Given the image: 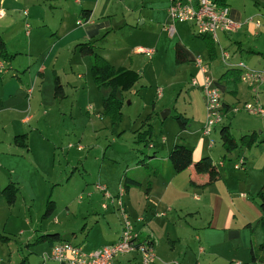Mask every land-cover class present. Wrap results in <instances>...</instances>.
I'll return each mask as SVG.
<instances>
[{"label": "rangeland", "instance_id": "1", "mask_svg": "<svg viewBox=\"0 0 264 264\" xmlns=\"http://www.w3.org/2000/svg\"><path fill=\"white\" fill-rule=\"evenodd\" d=\"M49 3L48 0L35 3L18 0L9 4L6 0L0 4V43L4 46V49L0 48L3 51L0 61L7 63L15 58L13 66L17 69H0V86L4 83L7 88L12 86L5 91V95L16 91L13 82L28 83L29 89L33 90L27 95L19 94V105L6 106L10 110L3 119L0 117V143L14 151L15 162L20 168L32 166L36 174L31 178L33 182H29L20 169L16 175L21 181L22 193L18 195L15 206H10L11 209L6 211L5 218L0 213V219H5L1 222L5 226L0 224V234L7 238L5 243H0V264H19L22 261L25 264H42V255L48 253L49 246L47 242L35 244V238L56 232L73 234L72 241L83 245L87 251L109 243L121 230L122 221L118 212L112 211L116 205L111 204L98 187H104L110 197L116 198L124 176L143 177V164L140 161L166 166L168 153L174 145L190 149L193 164L209 157L214 170L211 181L218 179L223 183L219 184L218 181L203 191L195 189L190 184L191 171L185 170L166 189L163 175H160L153 181L150 201L137 189L124 194L122 200L128 222L133 226L136 217L141 216L146 221L154 218L155 222L150 220V224L160 237L165 233L161 231L163 224L168 222L166 233L176 239L174 252H165L163 248L161 252L165 253L167 261H175L176 264H258L251 261L249 247L244 246L243 229L237 228L236 224L241 222L239 212L243 210V202L240 196L243 197L241 194L245 193L247 201L254 204L257 213L250 222L253 228L250 237L254 246L262 243L264 234L258 225V215L261 213L255 192L262 179L260 163L264 162V146L254 147L250 151L239 148L229 154L221 145V126L216 127L208 137L203 136L205 101L200 87L190 86V80L198 77L197 70L193 60L176 64L174 58V44L180 41L193 59L198 56L210 65L209 76L218 80L222 72L228 70L218 61L219 48L214 46L217 58L209 59L205 40L197 38L188 25L173 24L178 35L174 39L169 33H164L162 27L158 28L156 22L149 23L148 29L142 33H123L128 44L157 53L149 59L137 54L135 48L134 54L131 50L108 52L113 55L110 57L112 60H132L134 68L131 72L139 76L132 88L119 89L117 93V100L121 102L118 119L107 114L103 106L111 88H98L92 79L90 67L81 63V69L71 73L66 67L59 66L57 92L47 72L43 75L42 90H39L35 88L37 74L28 75L26 70L23 71L29 55L39 63L44 51L54 48L52 38L58 36L57 32L62 33L59 18L66 19L64 16H70L75 11L72 7L51 8ZM26 21L30 26L28 30L25 28ZM71 21L69 18L67 24ZM27 32L31 37L26 35ZM115 41L120 42L117 37ZM113 45V41L109 40L108 47ZM8 49L13 57L7 53ZM20 50L25 51L24 54L16 53ZM241 56L248 69H255L258 65L256 58L246 61L248 58H243V54ZM157 57L158 62L155 61ZM236 61L233 56V64ZM197 79L200 82V78ZM237 86L241 94L239 102H234L235 97L221 90L223 101L230 106L243 104V84L238 83ZM159 90L160 97L157 96ZM261 99L264 102V98ZM13 109H19V114H13ZM164 112L168 114L162 119ZM176 115L187 119L184 131L179 130ZM227 116L223 123L229 127L236 142L252 132H263L260 140L264 139V117L243 112L236 115L228 112ZM24 118L28 120L23 123ZM15 133L23 136L15 137V140ZM149 134L152 148L140 140ZM243 155H246V165L241 164L240 169H234L233 164L243 160ZM26 187L33 189L29 196ZM161 196L169 200L165 205L157 200ZM48 199L53 202V215L43 218ZM104 204L106 210L102 209ZM150 208L153 210L152 217L145 214ZM164 215L167 217L162 218ZM213 215L214 228H209ZM168 245L172 246V243ZM198 247L203 249L199 253L201 255L197 253ZM45 264L54 263L48 261Z\"/></svg>", "mask_w": 264, "mask_h": 264}, {"label": "crops", "instance_id": "2", "mask_svg": "<svg viewBox=\"0 0 264 264\" xmlns=\"http://www.w3.org/2000/svg\"><path fill=\"white\" fill-rule=\"evenodd\" d=\"M5 1L6 0H0V4ZM7 1L9 4H14L18 2V0H7ZM30 1L35 3V2H38L39 0H30ZM43 1L44 0H41V2ZM48 1H50L49 5L51 8L65 9L68 7H72L73 9H75V11L70 16L69 15L64 16L66 17V19L63 17L59 18L58 25H59V28L62 29V33L57 32L58 36H56V38H52V40L54 41L52 43L54 48L48 52L44 51L43 53L44 57L41 60V62L38 63L36 60L32 59L31 55H29L30 56L29 60L26 63H24V64H27V66L23 68V71L26 70L28 75L30 74L34 75V72L37 74L36 80L38 81L36 82L35 88L39 90H42V85L45 79V77L43 79V75L46 72L49 75H51L53 82H54V77L56 76L60 84V75L58 73L59 70L57 69L59 66L66 67L67 69H69L71 73H74L80 70L81 63L83 64V66L90 67L89 59L87 57H82L79 54L78 49L76 48L77 45L79 44H84L92 40H99L95 46L96 47L95 52L98 55H100L103 59H105L113 67L125 68L127 70L129 69L130 71H132L134 68V62L132 60H130L131 63L128 62L127 59H124L122 62L121 60H112L110 57H113V55L111 53H108L109 51L110 52H114V51H118V52L127 51L128 52V50H131L133 52L134 48L136 51L140 49V46L134 47L128 44L126 42V38L123 36V33L130 31V32L139 34V33L144 32V29L146 28L148 29L147 26L149 23L156 22L157 27L158 28L162 27L163 32L167 34L168 32L165 30V27L170 26V20H169L168 12H167L168 7L170 5V0H48ZM217 1L219 2V0ZM222 2L229 8L230 18L235 23L239 24L238 25L239 27L237 28L235 32L229 35H223V34L219 35L218 40H219L220 47L228 51L231 55L234 56V60H237L239 62H242L241 60L242 54H243V58L245 59L248 58L246 59V61H248L251 58H256L257 60L256 62H258V65H256L255 69H264L263 59L261 58V56L255 55L256 53L264 54V0H242L241 2L238 0L236 1L235 0H222ZM78 11H79V14H78ZM83 11H86V13H83ZM25 14L27 15L26 12ZM60 14H61V11H60ZM69 18L72 19L73 21L68 22L69 24H67V20ZM257 22H258V25H256ZM179 25H188L193 32V28L190 24L183 23ZM25 28L27 30L30 29L29 23L27 21L25 22ZM47 28L49 29V27ZM26 35L31 37V35L28 32L26 33ZM177 36H178L177 31L175 30L174 34L171 37L172 39H174ZM115 37H117V39L120 40L119 44L115 41ZM221 37H222V40L220 42ZM200 39L202 40V39H209V38L202 37ZM109 40L113 41V44H114L113 47H108ZM155 45L158 46L157 43H155ZM205 45H206V40H205ZM176 46H178L180 50L182 51L185 57V60L188 61L190 59L192 62L193 60L192 55L182 45L180 41L175 42L174 51H175ZM63 49H67V50H63ZM214 51H215L214 52L215 58L213 59L210 57V54L207 51L209 59L214 60L217 58L218 55H217L216 47H214ZM19 52L16 51V53L22 55L24 54L25 51L20 50ZM7 53L11 55V51L9 49L7 50ZM156 53L157 52L155 51V54ZM127 56L129 58L130 54H128ZM10 57H13V56L11 55ZM62 57L64 58V60H62ZM174 58H175V52H174ZM6 61H8V59ZM155 61L158 62V57L156 58ZM14 62H15V58H13V60L11 61L9 60V62L7 63H3L0 61V69H3L6 67L7 69L10 68V70L16 71L17 70L16 67L13 66ZM243 63L246 65L245 61H243ZM21 68L22 67H20V70ZM61 70L64 71L63 69ZM226 71L227 70H225L224 72ZM224 72H222L219 79L215 81L217 82L220 90H223L222 93L224 94L228 93L229 95L235 97L234 102H239L238 100L240 99L241 94L239 91V87L237 86L238 84L236 86H233V88H230L231 89L230 92L227 91L228 87L230 86H227L228 83H226V80L220 79L221 76L224 74ZM10 74H13V73H10ZM10 74L7 73V75H10ZM40 75H42L41 78L39 77ZM23 76H24V73H23ZM79 77L80 75H78L77 78ZM197 78H199V76ZM27 84L28 83L23 84L21 83V81H19V84L17 82L16 83L13 82V85L16 91L15 92L10 91L7 95H5L6 94L5 91L10 90L12 86H8L7 88L6 87L7 85L5 83L1 84L0 86V89L2 91V99H0L1 119H3L5 114L8 113V111L10 110V108L6 106L15 107L16 105H19V103H17L18 102L17 99H20L21 97L19 96V94L27 95L29 92L31 93L33 91L29 89ZM261 97L264 98L263 92H260L259 98H260L261 103L264 105V102H262ZM222 98H223V94H222ZM250 100H253V98L250 95L248 88L243 84V103L249 102ZM223 102L226 105H229L225 101ZM12 113L15 115L16 114L18 115L19 109H13ZM27 120L28 118H24L22 122L24 123ZM262 133L263 132H260L258 135H261ZM15 134L16 135L14 136V138L18 136H23V134H20V133H15ZM14 154H15L14 151L10 147L6 148L3 146L2 142L0 143V191L9 184L10 186L15 187L17 189V193H16L14 204H16V201L18 200V195L21 194L23 190L20 187L21 181L20 179L17 178L16 174L20 172V169L23 170L24 174L28 177L27 180L29 182H33L31 178L34 177L36 174L34 170H32V166H29V168H22V167L20 168V165L18 164V162H15L16 160L14 158L15 157ZM242 158H243V165H246L247 163L246 155L245 156L243 155ZM236 164L237 163L233 164V168H234V165ZM222 165L223 164L220 163V166ZM260 165H261V168H263L264 162L262 161ZM222 167L224 168L225 165H223ZM188 170L191 171L190 173L192 177L190 184H193L195 186L194 187L195 189H198V190L200 189L203 191L204 189L206 190L208 186L215 184L219 181L218 179L215 181H211L209 179L208 174L197 175L194 172L193 165L190 166L187 169V171ZM177 177L178 175L172 178L170 181H167L163 176V180L165 183L164 188L168 189V187L172 185L173 181ZM157 178L158 177H155V178L151 177L149 179L150 181L149 191L144 192L140 188L130 187L129 189H127L126 194L129 190L137 189V191L142 192L145 195L146 200L150 201L153 196L152 184H153V181ZM137 180H142V178H139ZM244 182H245V179L243 180V184L245 185ZM263 182L264 180L262 176L261 181L258 183V187L256 189L255 195H257V193L262 188ZM218 183L221 184L223 182L220 180ZM166 189L164 191H167ZM26 190H27L26 194L28 196L32 194L33 189L26 187ZM241 195H243V197L240 196L243 202V210L242 212H239V210H237L241 214V222H238L236 226L240 230L243 229V234H245L244 246L247 248L249 247V254H250V249L252 246H254L253 241L250 237L251 231L253 230L250 222H251V219L253 218V215L256 216L257 213L254 210V204H251L249 201H247L245 193ZM157 200L162 205H165V203L169 201L165 196L158 197ZM160 204L158 205V207H160ZM250 207H251V210L249 209ZM112 208H113L112 211L115 212L116 211L115 207H112ZM9 209H11V207L7 205L4 197L2 196L0 192V213H2L3 218L6 217L5 213ZM249 210L252 212L251 215L249 214ZM152 212L153 210L152 208H150V211L148 213L145 212V214L148 215L149 217H152L153 215ZM155 213H156V210L154 214ZM165 217H167V215L162 216V218H165ZM260 218H261V214L258 215V225H260L259 224ZM4 220L2 221V219H0V224H4V223H1V222H4ZM150 220L152 222L153 221L155 222L154 218H149L147 221L141 216L135 218V223L133 224V228L135 232H137L139 235V241H150L151 244L153 245L155 256H156V260L154 264H176L174 263L175 261H172V262L167 261L165 259L167 256L165 255V253L162 254L161 252L162 248L165 252H169V253L174 252V246L176 243L175 241L176 239L175 240L172 239L170 234L166 233V229L169 226V223L165 222L162 226V222H160L162 226L161 231L165 232L160 237L158 236V233H156V231L153 229V227H151L150 223L152 222ZM213 223H214V215L208 227L214 228ZM225 223L226 222L223 223V226H225ZM55 234H58L60 236L61 234L69 235V233L60 234L58 232H56ZM119 235H120V231L118 230L114 239H112L109 243L100 245L96 249L102 246L108 245V244L115 243L118 240ZM235 235L239 237V234L235 233ZM70 242L73 243L74 245L80 246L82 250L86 253L96 250L94 249V250L87 251L83 245L74 243V241L72 240ZM0 243H2V241H0ZM168 243H172V246L168 245ZM51 247L52 246H49L48 249L50 250ZM200 249L202 248L201 247L197 248L198 254L203 252V249L202 251H200ZM50 263H53V262H50ZM114 264H141L140 251L134 250L133 252L129 254L120 256L115 259Z\"/></svg>", "mask_w": 264, "mask_h": 264}, {"label": "built area", "instance_id": "3", "mask_svg": "<svg viewBox=\"0 0 264 264\" xmlns=\"http://www.w3.org/2000/svg\"><path fill=\"white\" fill-rule=\"evenodd\" d=\"M168 17L170 26L165 30L172 36L175 32L173 24L188 23L193 28L196 37L210 38L214 46L219 48V61L228 70H234L239 74V83L244 84L253 102H246L241 105H225L222 100V93L217 82L209 76L210 65L205 63L200 57H194L193 63L200 78L190 80V86L200 87L205 101V123L202 127V135L208 137L216 127L224 124L228 118V112L236 115L240 112L249 115L264 117V105L261 103L259 95L264 93V69H248L243 62L236 61L233 64V55L220 47L219 34L229 35L239 27L230 18V11L226 5H221L217 0H170L168 7ZM79 24V23H77ZM258 25V22L256 23ZM137 54L151 59L155 51L138 49ZM160 97V90L157 91ZM243 160L234 165V169H240ZM111 204H115L116 211L121 217V230L118 240L115 243L102 246L92 252L86 253L78 245L71 242H61L54 244L48 253L42 255V264L53 262L54 264H114L116 258L139 250L141 254V264H154V248L150 241H139V235L133 226L128 222L127 213L122 197L125 194L122 184L119 186L116 198L110 197L104 187H98ZM106 210V204L102 205ZM202 251V249H200Z\"/></svg>", "mask_w": 264, "mask_h": 264}, {"label": "trees", "instance_id": "4", "mask_svg": "<svg viewBox=\"0 0 264 264\" xmlns=\"http://www.w3.org/2000/svg\"><path fill=\"white\" fill-rule=\"evenodd\" d=\"M219 2L221 5H225L222 0H219ZM83 13H86V11H83ZM204 40H206V47L208 49L207 51L209 52L210 57L212 59L215 58V51L212 41H210L209 39ZM98 41L99 40H92L84 44H79L76 48L78 49V52L82 57H87L89 59L92 79L96 86L98 88L102 86H108L111 88L109 97L104 100L103 106L107 114L119 119L121 102L117 100V93L119 92V89L124 90L132 88L138 82L139 76H137L130 70H126L123 68L115 69L105 59L98 55L95 52V46ZM0 48L4 49L3 43H0ZM174 52L176 64H180L186 61L182 51L178 46L175 47ZM2 53L3 51H0V55ZM255 55L261 56V58L264 60V54L256 53ZM220 79L226 80V83H228L227 86H230L228 87L227 91L230 92V88H233V86H236L239 83V74L234 70H227L221 76ZM54 86L56 90L55 92H57L59 84L58 78L56 76L54 77ZM175 119L177 120L179 130L184 131L187 126V119L182 118L181 115H176ZM260 136L261 135H258L256 132H252L250 134L242 136L240 138V141L236 142L230 134L228 126H225L223 124L221 125V128L219 130V137L222 148L225 150V152L229 154L238 150L239 148H243L247 151H250L254 147L257 148L259 146H264V139L260 140ZM15 140L17 139L15 138ZM140 140H144L146 142V146L149 145V148L153 147L151 144H149L151 140L150 134L146 138ZM21 144H23V141H21ZM167 162L168 164L165 166L162 163L146 164L144 161H140V163L143 164L142 180H137L135 178H128L124 176L122 181V187L124 188L125 193L130 187H137L142 189L144 192H147L149 191V179L151 177L155 178L160 175H163L167 181H170L172 178L184 172L192 165L194 168V172L197 175L208 174L210 180H213L214 178L212 160L209 157H204L193 164L192 151L185 146L174 145L168 153ZM262 176L264 180V167L262 169ZM0 192L4 197L7 205L12 206L15 202L17 189L13 186H10L9 184L4 187ZM256 198L259 201V210L261 213L259 224L264 234V182L262 188L257 193ZM52 203L53 202H51L50 199L47 200V203L45 205V211L42 215L43 218H47L52 215L54 211ZM73 237V234L63 236H60L55 233L49 235H42L35 239V244H37L38 242H47L49 246H53L54 244L61 242H70ZM0 241L6 242L7 238L0 235ZM250 259L252 262L264 264V238L262 243L259 244L257 247H251ZM20 264H25V261H22Z\"/></svg>", "mask_w": 264, "mask_h": 264}, {"label": "water", "instance_id": "5", "mask_svg": "<svg viewBox=\"0 0 264 264\" xmlns=\"http://www.w3.org/2000/svg\"><path fill=\"white\" fill-rule=\"evenodd\" d=\"M167 114H168V112H164V113H162V114H161L162 119H165V117L167 116Z\"/></svg>", "mask_w": 264, "mask_h": 264}]
</instances>
